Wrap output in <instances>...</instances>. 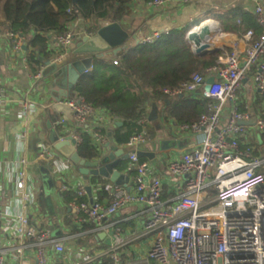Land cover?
Masks as SVG:
<instances>
[{
  "label": "built area",
  "instance_id": "1",
  "mask_svg": "<svg viewBox=\"0 0 264 264\" xmlns=\"http://www.w3.org/2000/svg\"><path fill=\"white\" fill-rule=\"evenodd\" d=\"M170 1L149 0V4L160 8ZM175 1L188 3L190 0ZM257 1L254 12L262 28L257 38L254 39V31L249 30L242 52L234 49L220 56L206 74L195 73L180 87L165 89L171 97L192 94L208 100L206 111L197 121L177 125L180 131L195 133L200 135V139L195 147L168 164L169 173L175 179V195L168 199L163 197L162 179L153 174L149 162L138 155V147L146 146L151 140L148 119H140L139 129L125 143L130 166L135 171L130 189L108 183L105 189L110 199L108 203H102L95 199L91 201L84 182L62 185V191L75 192L73 205L83 215V221L92 225L93 237L106 230L112 231L108 245H73L81 250L70 256L66 242L77 240L82 234L57 240L50 237L47 229L39 230L25 212L29 200L25 191L28 160L22 158L16 187L24 211L14 217L16 235L19 239L30 238L33 241L31 245H2L0 210V264H7V256L15 254L19 264H27L25 255L30 250L34 252L36 264H62L50 261L49 247L56 253L70 256L65 264H101L104 257L111 258L115 264H264V153L259 148L263 145L264 117L240 111L237 102L245 84L243 82L251 74L255 91L264 95V6ZM80 34L67 30L57 35V52L50 63L65 64L71 54V44ZM85 34L91 36L93 31ZM161 38L160 33H155L145 38L143 43H153ZM3 39L10 42L15 53L23 52L27 46L25 37L10 30H0V40ZM113 63L118 64V59H114ZM42 74L40 69L32 75L33 79H40ZM211 76L215 77V83L210 90H205L206 81ZM3 96L4 89L0 86V99ZM20 102L22 115L32 111L33 103L29 99L22 98ZM61 103L72 110L73 122L68 124L66 119L60 121L63 127L60 139L72 137L78 148L83 141L85 126L96 117L98 108L76 97L65 98ZM228 104L232 111L224 121ZM253 117H256L255 125L239 123ZM91 136L98 150L102 151L105 140L101 132L95 129ZM54 155L51 145H44L40 152L42 158ZM4 194L5 187L0 182V207ZM135 204L143 205L146 214L143 233L132 236L122 229L119 221L109 219ZM148 235H151L152 241L146 253L140 257L125 258L133 240Z\"/></svg>",
  "mask_w": 264,
  "mask_h": 264
},
{
  "label": "crops",
  "instance_id": "2",
  "mask_svg": "<svg viewBox=\"0 0 264 264\" xmlns=\"http://www.w3.org/2000/svg\"><path fill=\"white\" fill-rule=\"evenodd\" d=\"M259 2L264 6V0H259ZM257 3V0H190L188 3H179L172 0L163 7L154 8L149 4V0H133L130 15L121 21L123 27L131 34L125 46L117 53L110 52L102 58H95L93 65L100 60L112 61L113 59H119L120 53L142 44L145 38L152 37L155 33H160L164 36L173 30L185 29L188 35L190 30L209 24L211 26L209 42L212 45V51L209 53L219 51L220 57L234 49L242 52L247 43L246 33L251 30L245 31V26L252 16H256L254 9ZM110 22L108 20L98 21L95 18H78L70 23L68 30L81 34L71 44V57L68 58L65 64L85 57L82 54H73L77 44L87 36L85 33L93 31V34L89 36L92 38L102 25ZM136 32L139 33L137 40L140 41L132 37V34ZM49 35L48 47L52 53L48 58H42L43 65L41 69L43 74L38 80L33 79V73L26 63L27 48L25 47L27 46L24 47L23 52L15 53L8 40H0V86L4 89V96L0 99V160L2 164L0 182L5 187V194L1 198L0 210L3 223L1 241L2 245L5 246L31 245L30 243L33 241L30 238L19 239L16 235L14 217L24 211L22 208L23 203L19 199V191L16 187L17 173L21 168L19 161L22 158L28 160V177L25 191L29 196V200L27 203L28 209L25 212L31 223L37 225L39 230L47 229L52 238L63 240L66 237L82 234L76 241L80 239H95V236L93 237L91 233L92 225L83 221V215L78 213L73 205L74 199H69L71 196L74 197L75 192L62 191L61 187L63 184H80L84 182L87 185H92V197L96 201L108 203L110 199L108 192L104 191L102 187L103 182H112L103 177L96 178L97 181L94 183L92 179L85 181L79 174L77 166L69 161V158L58 152L50 139L52 131H63L60 121L66 119L68 124H71L73 116L72 119H69L54 109L53 103L55 101L51 93L53 91V83H56V74H54L53 68L47 65V62L56 55L57 35L55 33H50ZM87 45L89 43L84 44L83 47ZM103 45V42L96 39V47H102ZM191 45L194 50L192 43ZM65 64L58 65V67H62ZM243 83L245 84L240 90L237 100L239 110L242 112L249 111L255 116L264 115V101L261 103L257 102L261 95L257 94L252 84L254 83L253 74L246 77ZM55 89L56 95L66 93V89ZM22 98H27L33 103L32 111L27 115H22V104L20 102ZM153 106H156L158 120L164 127L167 139L175 142L180 141L179 144H172L169 149L163 151L159 150V145H157L155 157L152 159L144 157L149 162L153 174L160 176L162 179L164 186L163 197L168 199L173 197L176 191L175 182L173 181L175 179L169 173L168 164L171 160L179 159L186 151L195 147L199 143L200 135L192 132H182L172 118L168 117L165 119V107L158 101L151 104L147 110L151 140L146 145V148L149 151H154L152 143L156 139L155 127L149 120V114ZM231 111V105L228 104L223 116L224 121L230 116ZM116 122L118 120L113 117L108 109L98 108L96 117L90 119L85 126L86 131L90 135L95 129L101 132L105 140L102 149L105 154L109 152L108 148L105 147L108 143L111 146L116 145L119 148H123L125 152L129 151L125 144H119L116 141L115 132L119 127ZM152 133L153 135L151 136ZM261 139L263 145L259 148L262 150L264 148V137ZM44 145L53 146L56 155L46 158L40 157V152ZM119 166V170L130 175L129 184L131 186L134 175L130 174L132 168L129 159L123 160ZM121 167L124 168L122 169ZM145 214L144 206L135 204L120 210L109 220L119 221V225L126 233L137 236L143 233ZM111 232V230H106L101 233L103 235L102 239L92 244L83 245H108L111 240ZM72 241L65 244L67 253H71L70 256L78 254L81 250L80 247L73 246L79 244H73ZM151 241V235L138 240L134 239L127 248L128 253L125 258L144 255ZM47 252L50 261L62 264L68 263L69 255L56 253L51 247L47 249ZM26 254L25 261L27 264H36L33 250L27 251ZM18 261L16 254L7 256V264H19Z\"/></svg>",
  "mask_w": 264,
  "mask_h": 264
},
{
  "label": "trees",
  "instance_id": "3",
  "mask_svg": "<svg viewBox=\"0 0 264 264\" xmlns=\"http://www.w3.org/2000/svg\"><path fill=\"white\" fill-rule=\"evenodd\" d=\"M132 1L0 0V30H10L25 37L27 64L36 74L43 65L42 58L51 56L48 47L50 33H64L78 18L121 23L130 15ZM256 18L252 16L245 26V31H254V39L262 32ZM218 57L219 51L201 56L196 54L187 31L173 30L153 43H142L120 53L118 64L113 63L114 59L98 61L78 81L76 98H83L95 108H106L116 120L122 121L123 124L116 129L115 138L119 144H125L139 129L138 121L147 118L148 107L158 101L165 107V119L172 118L178 125L197 121L206 111L208 100L192 94L171 97L165 89L180 87L195 73L206 74ZM263 101L264 95H261L257 102ZM82 137L79 154L85 159L97 157L99 151L94 138L86 129ZM142 160L146 158L142 157ZM130 174H135L134 169L130 170ZM96 178H92L93 183ZM108 183L103 182L104 191ZM75 197L76 194L69 199ZM101 264L115 263L111 258L104 257Z\"/></svg>",
  "mask_w": 264,
  "mask_h": 264
},
{
  "label": "water",
  "instance_id": "4",
  "mask_svg": "<svg viewBox=\"0 0 264 264\" xmlns=\"http://www.w3.org/2000/svg\"><path fill=\"white\" fill-rule=\"evenodd\" d=\"M77 1L78 0H74V3H77ZM138 34V32L133 33L132 37L137 40ZM210 34V25H203L198 30L189 31L187 35L188 40L193 44L196 54L201 56L212 51V45L209 42ZM130 36L131 34L120 22H110L102 25L94 37L90 38L89 36H85L83 40L77 44V48L74 50L73 54H82L85 57L73 60L62 67H58L55 63H50V61L47 62V65L53 68L55 71L54 74H56V83H53V91L51 95L56 102L54 109L58 113H62L69 119H72V110L70 107L63 105L61 101L65 98H74L76 96V85L80 78L86 73V70L91 68L95 58H102L105 54L110 52L117 53L125 46L126 41ZM96 39L103 42L104 45L102 47H96ZM86 43H89L90 46L87 45L83 47ZM214 83L215 77H209L206 81L205 90H210ZM55 88H58L59 90L66 89V93L56 95ZM149 120L152 122L156 130V139L152 143L154 151H149L146 146L141 145L138 147V155L140 157H148L152 159L155 157L157 145H159V150L163 151L169 149L172 144H179L180 141L175 142L167 139L164 127L158 120L156 106H153L152 111L149 114ZM255 122L256 117H253L249 121H239L240 124L246 125H255ZM116 124L121 126L123 122L118 121ZM50 139L54 148L65 157L69 158L70 161L77 166L79 174H81L85 181H90L94 177H103L109 179L115 185L124 186L127 189L131 188L129 184L130 175L119 170L120 163L123 160L129 159V151L125 152L123 148H119L116 145L111 146L108 143L105 146L108 148V153L105 154L103 151L98 150L99 154L95 159H85L79 154L78 148L75 146L76 141L72 137H67L64 140H61L60 131L54 130L51 133ZM86 189L91 201H93L92 185L88 184ZM102 238L103 235L99 234L95 239L74 240L72 243L82 246L83 244H92Z\"/></svg>",
  "mask_w": 264,
  "mask_h": 264
},
{
  "label": "bare ground",
  "instance_id": "5",
  "mask_svg": "<svg viewBox=\"0 0 264 264\" xmlns=\"http://www.w3.org/2000/svg\"><path fill=\"white\" fill-rule=\"evenodd\" d=\"M215 23V22H214ZM217 23V22H216ZM210 25V24H209ZM217 25V24H216ZM218 26V25H217ZM216 27V26H215ZM199 28L198 27H196L195 29H193V30H198ZM218 31H219V29H218ZM217 37V36H216ZM222 39V38H221ZM222 43V42H221Z\"/></svg>",
  "mask_w": 264,
  "mask_h": 264
}]
</instances>
